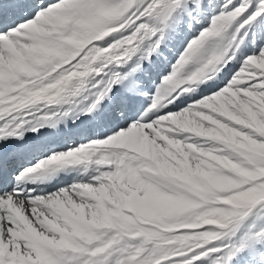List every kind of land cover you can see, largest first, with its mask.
<instances>
[{"label":"snow or ice","instance_id":"6c2138e0","mask_svg":"<svg viewBox=\"0 0 264 264\" xmlns=\"http://www.w3.org/2000/svg\"><path fill=\"white\" fill-rule=\"evenodd\" d=\"M0 264H264V0H0Z\"/></svg>","mask_w":264,"mask_h":264}]
</instances>
